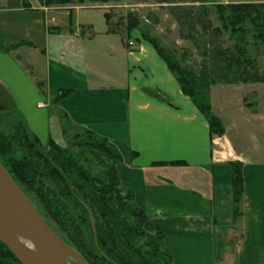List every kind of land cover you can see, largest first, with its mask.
<instances>
[{
    "label": "crops",
    "instance_id": "crops-1",
    "mask_svg": "<svg viewBox=\"0 0 264 264\" xmlns=\"http://www.w3.org/2000/svg\"><path fill=\"white\" fill-rule=\"evenodd\" d=\"M16 5L25 14L21 20L0 10V103L14 107L42 145L49 140L61 145L84 129L105 138L121 156L116 167L121 186L133 193L157 232H175L179 239L195 231L214 234L217 247L210 248L209 264H235L242 252L249 260L248 252L253 256L254 251L239 248L244 236L255 242L257 263L264 264V165L236 152L226 134L227 115L222 107L217 113L215 97L209 99L225 128L221 139L211 137L206 120L147 43L128 47L106 22L102 32H95L90 22L82 26L90 33L75 27L69 31V26L63 31L42 3L20 0ZM73 9L76 17L86 11ZM19 32L20 41L12 42ZM60 38L51 58L48 48ZM19 42L23 44L13 48ZM252 103L246 117L264 122L259 107L264 95ZM239 105L246 108L241 101ZM232 160L243 165L237 221L226 165ZM162 209L170 219L159 218ZM170 252L177 264L172 248Z\"/></svg>",
    "mask_w": 264,
    "mask_h": 264
},
{
    "label": "trees",
    "instance_id": "trees-1",
    "mask_svg": "<svg viewBox=\"0 0 264 264\" xmlns=\"http://www.w3.org/2000/svg\"><path fill=\"white\" fill-rule=\"evenodd\" d=\"M41 1L46 7L72 3V0ZM214 9L220 28L212 30V34L218 37L225 33L233 44L223 51L212 49L211 66H204L199 74L185 66L172 51L162 48L156 39L144 33L141 38L152 47L177 81L182 94L206 120L211 137H221L225 131L220 120L211 113L207 91L210 85L264 82V76L260 77L258 70L251 67L253 60L248 53V39L253 45L264 46V3L216 5ZM177 11L181 13L177 20H181L188 31L193 29V17L207 15L206 8H178ZM103 17L107 24L106 15ZM198 22L206 33L209 23L201 19ZM72 24L70 18L69 31ZM126 27L128 34L137 29V19L128 15ZM21 44H14L13 48ZM5 113L0 106V163L52 231L86 263L173 264L163 233L154 231L146 214L136 205L133 193L121 186L116 167L122 159L113 145L84 129L71 136L69 148L52 140L42 146L28 131L22 117L4 132ZM93 159L102 167L99 175H93L86 168ZM177 164L182 163L170 165ZM226 165L230 172L232 216L233 221H237L242 216L243 165L238 161ZM0 264H20L2 243Z\"/></svg>",
    "mask_w": 264,
    "mask_h": 264
},
{
    "label": "rangeland",
    "instance_id": "rangeland-1",
    "mask_svg": "<svg viewBox=\"0 0 264 264\" xmlns=\"http://www.w3.org/2000/svg\"><path fill=\"white\" fill-rule=\"evenodd\" d=\"M18 1L20 2V0H0V6H2L0 10H8L5 14L12 15L13 19L21 20L22 17H25V14L18 12L19 7L16 5ZM28 1H31L34 4H37V2L42 3L41 0H24L25 3ZM248 3L259 4L264 3V0H109L107 2L72 0V3L65 4L63 6L45 7L48 11L52 12L48 13V15L52 17V19L56 22V25L63 31H67L69 20L72 18L73 29L76 28L80 30L83 28L82 26H86L87 22L93 24V30L95 32H102L109 27L110 31L121 34L125 43L129 42V40L134 42H144L141 38L142 33H144L148 37L156 39L162 48L172 51L176 54L180 61H184L185 66L190 67L197 74H199L200 71L203 70L204 66H211L212 49H219L223 51L228 47H231L233 44V41H231L229 36L225 33L218 37H215L212 34V30L220 28L214 6ZM73 8L86 11H81L76 17ZM178 8H188L193 10L206 8L207 15H203L200 18L193 17V29L192 31H188L187 27H185V29L182 26L181 20L179 21L176 18L178 15H181V13L177 11ZM69 11H72V13ZM40 15L41 13H37L35 16L40 17ZM103 15H106L107 17L108 27L105 24ZM128 15L138 21V28L131 31L130 34H128L126 27ZM190 18L192 19V17ZM199 19H201L202 22L206 21L209 23L206 33L203 32L202 23L198 22ZM17 20L15 21L16 23ZM76 23L81 24V27H78V24L76 25ZM82 31L86 32L87 30L83 28ZM87 32L90 33V29ZM21 36L22 35L19 32L16 36H13L12 42L15 43V41H20L22 38ZM206 37L208 38L206 39ZM60 39L58 40V44L51 43L48 48V53L51 58L55 56V50L60 46V41H62V39ZM208 40H210L212 44L209 43ZM252 43L253 41L248 39V53L250 58L253 60L251 67L254 66L255 70H258L260 77H262L264 76V46L261 44L253 45ZM43 47L44 46H39L38 48L42 49ZM203 51L206 52L205 55H203ZM262 84H264V82L229 83L224 84L225 86L223 87V84L210 85L207 93L210 108L211 104L209 96L212 95L215 97L213 98V103L217 113L221 107L224 108L223 110L227 115L225 119V126L227 128L226 134L236 148V152L239 153L243 151L245 156H251L253 160L263 162L262 165H264V122L246 117L247 115H245L247 113L249 114L248 110L251 107H255V104L252 103L255 96L264 95V85ZM240 101L247 109L240 107ZM0 106H2L6 112L2 126V130L5 132L8 131V129L12 127L13 123L22 116L7 102L6 104L0 103ZM259 107L264 108V104H262V106L259 105ZM211 113L220 120L225 131L222 120L215 114V112L212 111V108ZM215 137L216 139L222 138L218 136ZM69 142L70 139L61 145L69 148ZM71 150L75 151L76 148H72ZM227 156H229V153ZM86 168L91 171L93 175H99L102 171V167L95 160L91 162L89 166L86 165ZM159 218L170 219L171 215L166 209H162L161 216ZM154 231L156 232L155 229ZM163 234L164 244L166 238V245L169 246L170 249L172 248L176 254L177 264H209L212 259L211 254H209L210 248L212 246L214 248L217 247V239L213 233L208 235L205 232L195 231L192 236H187L188 238L183 239L177 238L175 232H166ZM153 235L154 232H152L151 236ZM205 240H207L210 245L206 243ZM241 241L244 247H242V244H239L241 246L239 248H248V250H253V256L249 255V251L247 254L248 258L251 264H258L257 248L254 246L255 242L252 240H247L246 242L245 236ZM167 246L166 248H168ZM249 260L246 258V252H242L241 254L238 253L236 255L235 264H250ZM225 264L229 263L226 261Z\"/></svg>",
    "mask_w": 264,
    "mask_h": 264
},
{
    "label": "water",
    "instance_id": "water-1",
    "mask_svg": "<svg viewBox=\"0 0 264 264\" xmlns=\"http://www.w3.org/2000/svg\"><path fill=\"white\" fill-rule=\"evenodd\" d=\"M0 243L20 264H88L52 231L1 163Z\"/></svg>",
    "mask_w": 264,
    "mask_h": 264
}]
</instances>
